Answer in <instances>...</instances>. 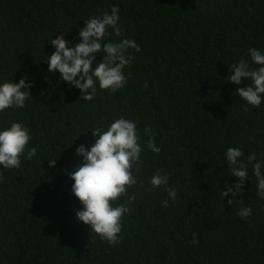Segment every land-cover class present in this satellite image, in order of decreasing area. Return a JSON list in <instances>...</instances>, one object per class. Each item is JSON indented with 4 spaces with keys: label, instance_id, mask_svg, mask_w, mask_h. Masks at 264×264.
<instances>
[{
    "label": "trees",
    "instance_id": "1",
    "mask_svg": "<svg viewBox=\"0 0 264 264\" xmlns=\"http://www.w3.org/2000/svg\"><path fill=\"white\" fill-rule=\"evenodd\" d=\"M114 5L122 36L110 39H134L141 51L129 50L124 89L85 102L44 60L56 34L71 42L84 21ZM249 48L264 50V0H0V81L33 82L27 107L6 112L0 125H29L37 148L19 169L0 166V264H264L255 178L231 205L220 194L231 175L226 149L264 150V104L243 111L235 93L244 85L226 79L229 66L250 61ZM120 117L138 122L144 144L151 125L162 151L142 154L136 174L145 187L134 186L122 243L109 246L77 223L82 205L67 173L82 163L76 148L94 143L89 130ZM161 169L178 190L167 208L163 189L146 190ZM241 207L251 217L241 219Z\"/></svg>",
    "mask_w": 264,
    "mask_h": 264
},
{
    "label": "clouds",
    "instance_id": "2",
    "mask_svg": "<svg viewBox=\"0 0 264 264\" xmlns=\"http://www.w3.org/2000/svg\"><path fill=\"white\" fill-rule=\"evenodd\" d=\"M120 21V9L114 5L110 12L103 11L84 21L78 37L71 42L64 38L63 33L56 34L50 40L55 51L44 60L48 65L47 71L53 75L58 72L59 81L79 92L85 102L93 101L98 91L114 94L124 89L128 84L125 69L135 59L129 50L140 52L141 49L134 39H110L113 35L122 36ZM248 55L250 61L241 59L229 66L231 74L226 78L232 84L244 85L235 94L244 102L241 107L245 112L250 107L260 108L264 104V50L249 48ZM97 56L102 59L97 60ZM32 87L33 82L28 76L21 78L19 83L12 79L0 81V116L10 110L27 107V102L33 99L29 92ZM89 131L95 138L94 143L89 148L83 144L76 148V155L82 163L74 172L67 173L74 181L71 192L82 205L75 219L77 223L88 226L90 236L98 237L109 246H118L123 240V220L132 210L129 205L136 202L134 186L140 184L145 187L136 174L143 163L142 154L146 151L159 154L162 146L156 143L151 125L145 126L144 134L148 141L142 143L138 122L126 117L114 119L105 128L96 127ZM31 141L29 125L20 121L0 125L2 170L21 168L22 159L33 160L37 148L29 147ZM57 160L49 162V166H54ZM224 161L231 175L220 193L223 200L231 197L228 200L231 205L233 197L244 193L245 181L253 177L256 196L264 200V150L245 156L241 147H228ZM232 177L236 178L234 184L229 182ZM169 180V173L157 170L146 188L147 191L163 189L167 193L161 201L164 208L169 207V202L176 203L178 197L176 186H169ZM129 190H132L131 194ZM251 215V207L238 210L241 219ZM192 243H197L196 234H193Z\"/></svg>",
    "mask_w": 264,
    "mask_h": 264
}]
</instances>
